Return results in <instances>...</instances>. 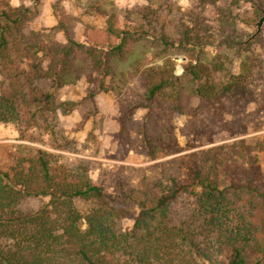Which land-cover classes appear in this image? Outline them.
Instances as JSON below:
<instances>
[{
    "label": "trees",
    "instance_id": "obj_1",
    "mask_svg": "<svg viewBox=\"0 0 264 264\" xmlns=\"http://www.w3.org/2000/svg\"><path fill=\"white\" fill-rule=\"evenodd\" d=\"M13 2L0 0V123L54 133L57 88L111 77L125 113L145 110L139 132L155 159L176 147L168 123L177 116L264 110V53L251 49L260 38L240 44L251 36L236 13L240 0H192L178 25L151 16L145 28H125L111 17L81 40L65 30V42L35 44L23 42L25 8ZM170 2L161 0L158 10ZM180 53L187 57L181 75ZM45 62L50 89L35 84ZM127 131L123 117L122 135ZM261 138L209 149V165L192 168L184 181L164 174L140 186L122 182L116 193L87 165L25 147L10 168L0 166V264H264V190L253 176L262 165ZM184 195L187 214L175 222ZM28 197L46 202L24 213ZM133 211L132 227L121 230Z\"/></svg>",
    "mask_w": 264,
    "mask_h": 264
},
{
    "label": "rangeland",
    "instance_id": "obj_2",
    "mask_svg": "<svg viewBox=\"0 0 264 264\" xmlns=\"http://www.w3.org/2000/svg\"><path fill=\"white\" fill-rule=\"evenodd\" d=\"M191 1L171 0L169 7L163 9H168V14L158 10L161 0H14L13 6L25 8L20 35L24 43L35 44L50 39L65 42V30H69L71 38L81 40L89 29H103L111 17L125 28L129 25L145 28L149 23L147 18L151 16L178 25ZM231 1L221 0L223 3ZM261 8H264V0H240L236 9L241 25L251 35L256 32V23L262 16ZM156 24L160 25V22ZM257 38L260 40L251 49L264 53V25ZM183 54L174 56L179 75L187 63ZM237 65L235 62L234 68ZM47 66V62L43 63V74L35 84L50 89L52 80L44 75ZM114 86L111 77L105 80L98 77L94 82L81 79L57 88L55 97L60 106L50 118L54 133L33 130L26 125L0 123V166L10 168L25 147L41 148L60 154L69 162L87 165L97 183L103 184L107 192L116 193L122 182L140 186L144 179L148 181L164 174L184 181L192 168L209 165L212 157V153H207L209 149L264 135V110L257 105L240 107L232 112L217 110L198 117L177 116L168 123L176 147L172 152L152 159L139 132L140 125L145 122V110L125 113L119 91ZM123 117L128 120V131L124 136L121 133ZM258 142L264 148V138ZM260 156L262 165L254 168L253 176L264 190V152ZM187 201L188 197L184 195L175 203L172 214L175 222L186 216ZM45 202V198L28 197L22 202L21 209L24 213L37 211ZM79 205L86 210L84 203ZM135 214L133 211L120 220L121 230L132 227ZM250 258L254 259V255Z\"/></svg>",
    "mask_w": 264,
    "mask_h": 264
},
{
    "label": "water",
    "instance_id": "obj_3",
    "mask_svg": "<svg viewBox=\"0 0 264 264\" xmlns=\"http://www.w3.org/2000/svg\"><path fill=\"white\" fill-rule=\"evenodd\" d=\"M262 16L259 18L258 22L256 23V32H254L250 38L244 42H242V44H247L249 41L255 39V37L261 32L262 27L264 25V8L260 9Z\"/></svg>",
    "mask_w": 264,
    "mask_h": 264
}]
</instances>
